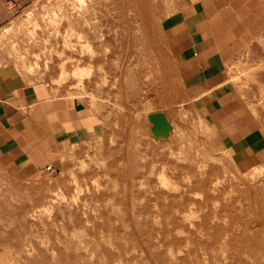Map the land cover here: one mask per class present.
Segmentation results:
<instances>
[{"label":"rangeland","instance_id":"1","mask_svg":"<svg viewBox=\"0 0 264 264\" xmlns=\"http://www.w3.org/2000/svg\"><path fill=\"white\" fill-rule=\"evenodd\" d=\"M175 1L9 5L0 64L84 101L96 132L25 180L0 161V264H264V165L237 166L186 98L163 28ZM241 62L230 79L264 113V70Z\"/></svg>","mask_w":264,"mask_h":264},{"label":"crops","instance_id":"2","mask_svg":"<svg viewBox=\"0 0 264 264\" xmlns=\"http://www.w3.org/2000/svg\"><path fill=\"white\" fill-rule=\"evenodd\" d=\"M15 1L27 5L36 0H0V25L10 17L9 5ZM175 4L177 10L163 28L186 98L199 104L206 123L237 166L263 167L260 93L257 88L239 91L229 69L247 64L233 65L239 55L248 53L253 65L247 67L259 69L252 73L264 70V0H176ZM259 74L256 83H261ZM87 111L77 97L48 99L14 65L0 64L1 163L20 180L39 170H57L64 145L96 132L79 125L89 117Z\"/></svg>","mask_w":264,"mask_h":264},{"label":"bare ground","instance_id":"3","mask_svg":"<svg viewBox=\"0 0 264 264\" xmlns=\"http://www.w3.org/2000/svg\"><path fill=\"white\" fill-rule=\"evenodd\" d=\"M80 3H84L83 0H79ZM248 76V75H247ZM158 118V117H157ZM161 119V118H160ZM164 124V123H163ZM160 125V124H159ZM162 125V124H161ZM163 126V125H162ZM159 128V127H158ZM166 184V183H165Z\"/></svg>","mask_w":264,"mask_h":264},{"label":"built area","instance_id":"4","mask_svg":"<svg viewBox=\"0 0 264 264\" xmlns=\"http://www.w3.org/2000/svg\"><path fill=\"white\" fill-rule=\"evenodd\" d=\"M49 170H51V168H49Z\"/></svg>","mask_w":264,"mask_h":264}]
</instances>
